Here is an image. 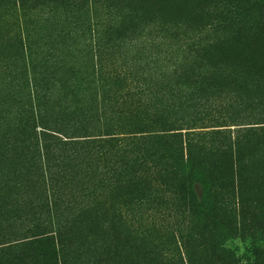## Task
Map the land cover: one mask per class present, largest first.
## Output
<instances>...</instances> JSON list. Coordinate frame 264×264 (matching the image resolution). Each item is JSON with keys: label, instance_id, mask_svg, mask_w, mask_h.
Masks as SVG:
<instances>
[{"label": "rangeland", "instance_id": "1", "mask_svg": "<svg viewBox=\"0 0 264 264\" xmlns=\"http://www.w3.org/2000/svg\"><path fill=\"white\" fill-rule=\"evenodd\" d=\"M68 2L0 0V234L11 236V228L16 230L32 225L42 212L49 215L54 206L45 199L47 201L52 193L58 195L60 192L67 198L76 197L83 203H92L98 212L105 200L102 192L97 191L99 185H104L98 180L103 171L117 165L112 150L101 149L82 155L78 146L72 145L71 149L65 146H50L47 149L45 155L51 159L49 170L43 165L40 168L35 166L38 158L41 161L42 151L38 141L33 146L27 140L31 128L38 124L33 109L36 106L26 80L29 69L43 70L48 88L43 92L44 82L41 81L37 106L42 108L45 119L58 120L60 123L56 127L71 125L75 127L76 135H82L84 132L79 130L83 124L81 121L88 125L93 120L92 117L87 119L86 114L93 113L91 109L95 106V96L109 83L94 82L90 88L81 91L71 81L67 71L74 65L72 56L83 54L88 62L81 63V66L87 68L90 79L99 82L98 67L109 64L99 63L96 67L93 57L100 39L97 34L100 35L105 27L108 6L112 7L111 15L119 18L124 27L140 25L151 27V30L161 26V21H181L184 27L204 25L210 29L212 22L223 19L237 22L259 17L264 19V0H81L79 5L73 6ZM133 10H139L145 16L134 17ZM151 14L155 18L149 26L145 18ZM218 34H222L221 31ZM102 35L105 40L116 36L111 29L104 30ZM131 35L133 41L148 37L146 33L140 38L133 32ZM135 43L129 46L133 47ZM115 51L119 52L117 48ZM260 84L264 95V75ZM111 87L115 89L114 84ZM114 95H120V91L116 89ZM137 103L130 101L128 109L124 108L123 116L129 122L146 116L140 114L144 109L139 110L142 106L138 107ZM259 107L256 106L257 111ZM260 111H264V98ZM214 117H205L196 126H209L201 129L206 131L211 128L228 130L227 126H219V120ZM260 121L263 122L248 127L249 131L244 133L243 140L237 145L216 141L211 153L209 150L199 153L197 164L205 171L223 173L228 166L231 168L229 177L214 181L203 174L201 179L191 183L181 182L180 185L165 179L156 181L154 187L171 199L170 206L155 205L151 199L144 197L131 202L127 192L123 195L126 207L119 210L129 212L130 224L137 231V244L135 248L128 249L124 236H120L116 249L123 255L119 259L121 264H219L210 254L213 238L221 240L218 246L228 249L235 264H264V116L256 122ZM229 128L226 135L230 134L232 140L236 129L234 126ZM203 138L210 141L209 136ZM220 148L231 154L222 153ZM199 150L192 148L191 156ZM64 157L67 158L63 160ZM136 188L132 187L133 190ZM87 189L93 192V198L87 194ZM181 189L182 195L178 194ZM114 194L108 198L109 204L116 201ZM207 194L221 208L211 211L197 203L202 197L208 198ZM133 202L136 204L133 205ZM122 227H119L120 230ZM93 231L98 239L106 236L109 240L108 229L95 227ZM147 249L151 253H145ZM258 257L262 260L258 261ZM85 261L83 258V264ZM80 263L77 261V264Z\"/></svg>", "mask_w": 264, "mask_h": 264}, {"label": "trees", "instance_id": "2", "mask_svg": "<svg viewBox=\"0 0 264 264\" xmlns=\"http://www.w3.org/2000/svg\"><path fill=\"white\" fill-rule=\"evenodd\" d=\"M76 2L69 0L68 4L79 5L81 0ZM111 9L109 6L106 8L105 27L100 35L97 34L100 39L93 57L96 67L109 64L99 66L98 70L96 68L99 82L90 79L87 68L81 66V63L88 62L83 54L72 56L74 65L67 71L71 81L81 91L90 88L94 82L109 83L95 96V106L91 109L93 113L84 115L93 120L88 125L81 121L83 124L79 130L84 132L82 135H76L75 127L71 125L56 127L60 122L45 119L42 108L37 106L41 81L44 82L43 92L48 88L43 70L29 69L26 76L38 122L31 128L27 140L33 146L38 141L42 149L39 148L42 151L41 161L38 158L35 166L40 168L43 165L49 170L51 159L46 157L45 152L50 146H65L67 149L72 145L78 146L82 155L101 149L112 150L117 165L103 171L98 180V183L104 184L97 189L105 199L103 206L97 212L92 203H83L76 197L67 198L60 192L58 195L52 193L47 201L45 199L54 206L49 215L42 212L40 217L33 218L32 225L16 230L11 228V236L0 234V264H77V261L83 264V258L86 260L84 264H121L119 259L123 255L116 249L120 236H124L128 249L135 248L137 244V231L130 224L129 212L119 210L126 207L123 195L127 192L131 202L146 198L155 205L170 206L171 199L154 187L156 181L165 179L180 185L181 182L191 183L201 179L203 174L214 181L229 177L231 168L228 166L223 173L205 171L197 164L199 153L206 150L211 153L216 141L237 145L243 140L244 133L249 131V126L263 122H256L264 116V111H260L264 98L260 84L264 75L263 18L238 22L223 19L212 22L210 29L204 25L184 27L181 21H161V26L151 30V27L140 25L124 27L119 18L111 15ZM133 11L134 17L145 16L139 10ZM154 18L152 14L145 18L149 26ZM108 29L113 30L116 36L105 40L102 34ZM209 30L212 32H207ZM132 32L137 38L143 33L148 37L133 41ZM132 42L137 43L130 47ZM89 57L92 60V56ZM37 74L40 76L37 77ZM112 84L114 90L111 89ZM116 89L120 95H114ZM42 96L38 97V101ZM130 101L138 102V107L142 106L139 110L144 109L140 112L146 115L143 119L129 122L123 116L124 108L128 109ZM256 106H260L258 111ZM212 115L219 120V126H227L228 130L229 126L235 127L236 135L232 140L230 134L226 135L228 130L211 128L206 131L201 129L209 126H196ZM205 136L210 137L209 142L203 138ZM192 148L200 150L191 156ZM220 149L224 154H231ZM133 186L137 188L133 190ZM182 190L178 194L182 195ZM88 193L90 198L94 197L92 191ZM113 193L116 201L109 204L108 198L113 197ZM197 203L211 211L221 208L220 204L209 199V195L208 198H200ZM238 208L241 206L238 205ZM95 227L108 229L109 240L106 236L98 239L93 231ZM211 242L210 254L216 262L235 264L228 249L218 246L221 240L213 238ZM180 248L184 255L183 247ZM144 252L151 253L149 249Z\"/></svg>", "mask_w": 264, "mask_h": 264}]
</instances>
